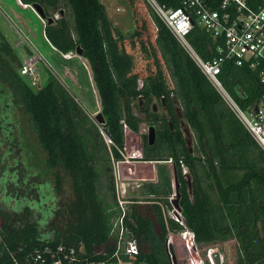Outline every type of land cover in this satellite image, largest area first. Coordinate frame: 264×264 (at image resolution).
Instances as JSON below:
<instances>
[{
    "label": "trees",
    "instance_id": "trees-1",
    "mask_svg": "<svg viewBox=\"0 0 264 264\" xmlns=\"http://www.w3.org/2000/svg\"><path fill=\"white\" fill-rule=\"evenodd\" d=\"M124 1L133 15L129 34L112 24L100 0H21L39 4L52 18L43 32L54 50L62 54L76 52L77 47L82 50L108 144L54 74L34 88L6 59L12 52L8 43L0 44V144H7L3 155L13 153L12 110L18 104L32 126L45 166L69 177L72 191L63 210L67 220L60 226L51 223L43 233L40 224L55 218L54 207L46 204L53 196L50 186L38 187L45 195L14 200L16 222L0 208V264H54L52 250L58 245L65 252L74 249L73 264L118 260L172 264L168 235L184 227L194 233L196 244L233 240L235 264H264V151L148 3L138 0L146 9L138 15L136 0ZM157 1L167 7L181 5V0ZM61 2L67 5L70 19L61 12ZM57 10L60 15L51 17ZM194 24L187 39L203 59H211L216 54L213 39ZM218 78L242 107L252 104L263 90L257 71L230 60L222 64ZM136 105L141 106L138 112ZM141 122L155 128L152 143L143 135L141 151L143 160L156 162V178L142 182L140 196L127 205L125 238L135 240L138 250L130 259L117 249V237L111 233L119 211L116 197L104 202L98 189L101 176L112 180L111 163L124 158L125 128L137 132ZM21 146L33 144L22 140ZM27 176L21 178L17 169L11 174L6 170L0 178L3 191L9 185L25 186ZM55 179L58 188L60 175L55 174ZM173 194L178 195L182 223L166 213L175 206ZM33 208L41 213L35 216L37 221L30 218Z\"/></svg>",
    "mask_w": 264,
    "mask_h": 264
},
{
    "label": "rangeland",
    "instance_id": "rangeland-1",
    "mask_svg": "<svg viewBox=\"0 0 264 264\" xmlns=\"http://www.w3.org/2000/svg\"><path fill=\"white\" fill-rule=\"evenodd\" d=\"M100 1L105 5L107 16L112 24L116 26L122 34L131 33L134 24L130 5L124 0ZM135 6L138 15H143V13H145L146 9L142 6L140 1L136 0ZM60 9L64 16L70 19L69 9L65 3H60ZM0 10V44L2 42L8 43L11 51L16 55L13 57L14 54L11 52L10 55L5 56L6 59L11 62V64L13 63L15 68L18 67L20 72L21 66L19 65H22L24 59H27L29 55H31L27 53V48V50L34 55L33 58L38 68V79L37 82L34 83L30 76H24V78L30 82L31 86L38 88L46 82L48 74H54L61 83L66 86L76 100H78L79 104L98 127L99 133L104 139L105 144H108L101 131L100 124L95 119V114L100 111V104L87 61L76 52H69L67 56H63L62 53L54 50V47L45 39L43 32V25L46 23V20L41 22L40 17H38L30 7H21L16 3V0H0ZM59 15V11L57 10L50 16L56 18ZM23 25H25V27ZM138 106H135V112H138L139 108H141L140 105ZM13 109L12 114L15 119L13 153L9 156H4L3 150L7 148V144L4 142L0 144V178L6 170L11 174L14 169H17L21 178H26L28 175V181L25 186L14 187L13 185H9L7 188L8 190H6L8 192L3 191L0 184V208L13 217V219H15L14 222H16L18 216L14 215L17 211H12L14 200H20L22 198L29 200L34 199L35 195L37 197L45 195L47 192L45 190H39L38 187L43 184L50 186L53 191V196L51 199L47 200L46 204L54 207L55 218L52 222L49 220L44 224H40V229L43 233L51 228V223L55 222L60 226L65 222V219L67 220V216H65L64 219L63 210L66 209L68 202L72 200L71 181L62 171H56V169L45 166L43 152L36 143L31 124H28L26 121V114L23 106L16 104ZM157 109L162 112L161 107L157 106ZM148 131L149 126L145 122L139 124L137 132L125 128V158L127 157L128 159V155L133 150L142 152L143 135H148ZM22 140L32 142L33 147L26 148L21 146ZM9 146L11 148V145ZM128 160V162L117 163L113 161L111 163L112 180L110 182L105 176H101L99 179L98 191L102 201L107 203L113 201V195L116 197V201L138 198L140 196L139 189L141 183L156 178L155 161L143 159ZM168 164H170V162H168ZM55 174L60 175L58 188L55 186ZM30 185L33 187L35 186V189H31ZM21 187L25 188V192H22ZM5 196L7 199L4 198ZM174 198L175 196L173 195L172 199ZM36 212L37 209H31V219H35V216L41 217V213ZM174 212L175 207L173 206L166 213L167 215L173 216ZM169 236L168 250L169 254L173 256L171 259L172 264H190L188 258H186L180 234L172 232ZM196 245L198 248V257L204 264H210L207 256L208 249L219 253L221 264H235L237 246L233 240L226 242L219 241L216 244L210 245L201 243H197ZM111 264L135 263L119 261Z\"/></svg>",
    "mask_w": 264,
    "mask_h": 264
},
{
    "label": "built area",
    "instance_id": "built-area-1",
    "mask_svg": "<svg viewBox=\"0 0 264 264\" xmlns=\"http://www.w3.org/2000/svg\"><path fill=\"white\" fill-rule=\"evenodd\" d=\"M145 1L171 30L196 65L219 91L251 137L264 151V0H181V5L174 8L167 7L157 0ZM16 3L24 8L30 7L38 16L31 4H24L21 0H16ZM44 21L41 19V22ZM195 21L208 31L213 39L216 54L211 59H203L187 39ZM23 26L25 27V25ZM30 54L27 59H24L20 73L30 76L35 83L38 79V68L33 53ZM67 54L63 55L67 56ZM226 60L233 61L238 66L247 65L250 69L257 71L263 90L252 104L245 107L239 105L220 82L218 74ZM105 139L107 142H111L107 136ZM128 159H142V152L133 150L128 155ZM128 159L124 155L123 160L117 161V163L128 162ZM129 202L130 200L125 199L117 201L119 211L112 219L111 233L117 237V249H121L130 259H133L138 253L136 242L133 239L125 238L124 218ZM171 217L182 223L178 209L175 208ZM177 233L182 237L188 262L204 264L198 257L194 233L186 227ZM167 244H169L168 240ZM52 252L55 257L54 264H64V261L65 264H73L75 261L73 248L65 252L64 246L58 245ZM211 252L212 250L208 249L207 256L210 264H214L210 256ZM170 256L172 259V254Z\"/></svg>",
    "mask_w": 264,
    "mask_h": 264
},
{
    "label": "water",
    "instance_id": "water-1",
    "mask_svg": "<svg viewBox=\"0 0 264 264\" xmlns=\"http://www.w3.org/2000/svg\"><path fill=\"white\" fill-rule=\"evenodd\" d=\"M31 6L34 8V10L37 12L38 16L43 19L46 20L48 22L52 21V18L47 17L43 11V8L37 4V3H33L31 4ZM27 53L30 54L29 50H27ZM76 53L81 56L82 55V50L80 49V47H77L76 49ZM95 119L98 121V123H103L104 122V117L101 113V111H99L97 114H95ZM154 135H155V128L154 126H149V131H148V141L149 143H152L154 141ZM176 183V182H175ZM175 185V194H177V183L174 184ZM177 200H178V195L173 199V202L175 203V208L179 210V206L177 204ZM211 259L213 261L214 264H221L220 263V257H219V253L216 251H212L210 253Z\"/></svg>",
    "mask_w": 264,
    "mask_h": 264
},
{
    "label": "crops",
    "instance_id": "crops-1",
    "mask_svg": "<svg viewBox=\"0 0 264 264\" xmlns=\"http://www.w3.org/2000/svg\"><path fill=\"white\" fill-rule=\"evenodd\" d=\"M64 56V55H63ZM132 262V261H131ZM127 263H129V262H127Z\"/></svg>",
    "mask_w": 264,
    "mask_h": 264
}]
</instances>
